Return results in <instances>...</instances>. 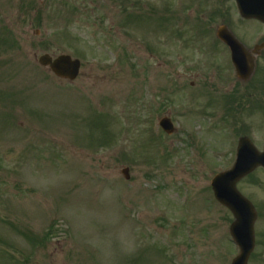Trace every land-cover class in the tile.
Here are the masks:
<instances>
[{
  "label": "rangeland",
  "instance_id": "rangeland-1",
  "mask_svg": "<svg viewBox=\"0 0 264 264\" xmlns=\"http://www.w3.org/2000/svg\"><path fill=\"white\" fill-rule=\"evenodd\" d=\"M215 9L0 0V264H231L234 218L211 180L240 137L264 147V71L237 79ZM44 54L81 60L79 77L56 78ZM238 188L260 214L248 264H264V171Z\"/></svg>",
  "mask_w": 264,
  "mask_h": 264
},
{
  "label": "water",
  "instance_id": "water-1",
  "mask_svg": "<svg viewBox=\"0 0 264 264\" xmlns=\"http://www.w3.org/2000/svg\"><path fill=\"white\" fill-rule=\"evenodd\" d=\"M246 2H251V0H246ZM258 16L262 20L264 19V14H258ZM233 51V60L240 73L242 63L238 54L239 48L233 47ZM39 62L43 66L49 65L58 77L70 80L77 77L80 69L78 60H72L71 57L65 55L55 60L45 55L40 58ZM240 76L243 75L240 74ZM162 126L168 133L173 132V127L169 122L164 121ZM258 166L264 167V153H259L249 140L243 139L240 141L237 160L233 169L216 176L212 181L216 199L229 208L236 219L231 226V233L241 251L233 264H247L249 256L254 249L256 212L251 203L239 194L236 185L238 181L254 171ZM123 173L129 179L128 170H124Z\"/></svg>",
  "mask_w": 264,
  "mask_h": 264
},
{
  "label": "flooded vegetation",
  "instance_id": "flooded-vegetation-1",
  "mask_svg": "<svg viewBox=\"0 0 264 264\" xmlns=\"http://www.w3.org/2000/svg\"><path fill=\"white\" fill-rule=\"evenodd\" d=\"M218 11L219 12L216 14V16L219 18V23L217 24L218 26L216 29V34L218 29L221 26H224L230 32H232L245 46L249 47V50L260 47L257 51L258 56L256 59L255 74L260 64H262V70L264 71V24L255 19L243 18L240 16L237 10L236 13L234 10H228L226 8H221ZM250 25L254 26V28H251ZM219 43L221 44V42ZM261 106L264 107V102L261 104Z\"/></svg>",
  "mask_w": 264,
  "mask_h": 264
}]
</instances>
